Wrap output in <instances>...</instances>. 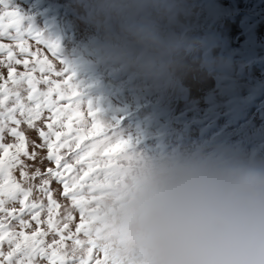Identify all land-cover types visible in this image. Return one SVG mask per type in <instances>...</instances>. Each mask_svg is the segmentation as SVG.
Returning a JSON list of instances; mask_svg holds the SVG:
<instances>
[{
    "label": "clouds",
    "instance_id": "clouds-1",
    "mask_svg": "<svg viewBox=\"0 0 264 264\" xmlns=\"http://www.w3.org/2000/svg\"><path fill=\"white\" fill-rule=\"evenodd\" d=\"M77 4L94 58L146 91L173 86L204 44L195 35L203 0ZM85 198L93 238L115 264H264V156L211 140L126 149Z\"/></svg>",
    "mask_w": 264,
    "mask_h": 264
},
{
    "label": "rangeland",
    "instance_id": "rangeland-1",
    "mask_svg": "<svg viewBox=\"0 0 264 264\" xmlns=\"http://www.w3.org/2000/svg\"><path fill=\"white\" fill-rule=\"evenodd\" d=\"M203 2L208 11L198 19L195 35L202 37L204 44L186 58L187 67L179 80L163 91L141 89L123 72L94 58L91 30L77 0H9V6L24 17L21 28L29 30L25 32L28 38L39 33L42 39L57 45L53 57L43 45L28 41L29 50L47 58L55 70L67 69L63 77L50 74V80L62 82L71 76L70 83L80 101L77 110L88 125L85 142L104 139L93 133L92 118L87 116L90 108L107 131L128 141L127 150L166 151L211 140L264 156V0ZM0 42L14 45L7 39ZM21 58L29 63L34 59ZM15 67L18 72L25 70L23 65ZM0 75L6 79L7 69L0 67ZM73 100L75 97L60 103L72 107ZM21 127L26 129V125ZM26 136L39 143L35 130H26ZM5 142H12V138L6 137ZM28 150L32 151L31 144ZM45 155L46 150L40 151L39 156ZM102 158L107 156L102 154ZM26 163L32 165L29 171L53 166L39 158ZM14 175L19 181L18 169ZM51 187L59 203H69L59 195L62 186L53 182ZM13 206L19 207L8 205ZM79 222L76 211L73 231ZM47 239L51 241V234ZM3 247L7 251V245ZM93 257L91 264L104 258L95 250Z\"/></svg>",
    "mask_w": 264,
    "mask_h": 264
},
{
    "label": "snow or ice",
    "instance_id": "snow-or-ice-1",
    "mask_svg": "<svg viewBox=\"0 0 264 264\" xmlns=\"http://www.w3.org/2000/svg\"><path fill=\"white\" fill-rule=\"evenodd\" d=\"M23 20L20 12L9 6V0H0V39L14 42V45L0 42L3 57L0 67L7 69L6 79L0 75V264H91L94 250L104 257L95 259V264H115L93 238V218L85 192L90 181L127 149L128 141L107 131L89 108L87 116L92 118L93 133L103 135L104 139L85 142L89 137L88 125L77 110L80 101L70 83L71 76L62 82L50 80V74L63 77L67 69L55 70L47 58L29 50L28 41L43 45L53 57L57 45L45 41L39 33L28 38L25 32L29 30L21 28ZM25 56L34 59L29 63L21 58ZM16 65H23L25 70L18 72ZM37 72L41 74L39 77L34 75ZM72 97H75L72 107L60 103ZM26 130H35L39 143L30 141ZM6 137L12 138V142H5ZM42 150H46V155L41 157ZM113 153L117 156H112ZM25 158L28 161L39 158L53 166L29 171L32 165ZM17 169L19 181L14 175ZM53 182L62 186L59 195L68 204L55 198ZM9 204L19 207H8ZM76 211L80 222L73 231Z\"/></svg>",
    "mask_w": 264,
    "mask_h": 264
}]
</instances>
